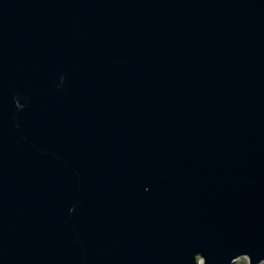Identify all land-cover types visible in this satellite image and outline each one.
<instances>
[{"label":"water","instance_id":"1","mask_svg":"<svg viewBox=\"0 0 264 264\" xmlns=\"http://www.w3.org/2000/svg\"><path fill=\"white\" fill-rule=\"evenodd\" d=\"M264 263V0H0V264Z\"/></svg>","mask_w":264,"mask_h":264},{"label":"rangeland","instance_id":"2","mask_svg":"<svg viewBox=\"0 0 264 264\" xmlns=\"http://www.w3.org/2000/svg\"><path fill=\"white\" fill-rule=\"evenodd\" d=\"M250 260L248 257L244 256V257H240L238 258L233 264H249ZM264 264V263H262Z\"/></svg>","mask_w":264,"mask_h":264}]
</instances>
